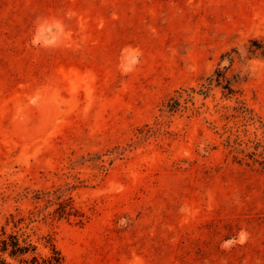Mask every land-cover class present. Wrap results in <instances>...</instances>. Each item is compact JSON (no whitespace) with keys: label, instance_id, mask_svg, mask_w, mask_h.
<instances>
[{"label":"rangeland","instance_id":"rangeland-1","mask_svg":"<svg viewBox=\"0 0 264 264\" xmlns=\"http://www.w3.org/2000/svg\"><path fill=\"white\" fill-rule=\"evenodd\" d=\"M255 41L264 0H0V256L17 235L64 264H264Z\"/></svg>","mask_w":264,"mask_h":264},{"label":"trees","instance_id":"trees-1","mask_svg":"<svg viewBox=\"0 0 264 264\" xmlns=\"http://www.w3.org/2000/svg\"><path fill=\"white\" fill-rule=\"evenodd\" d=\"M255 50H261L263 46H261L257 41L252 44ZM264 54V47L262 50ZM216 77H209L210 81L209 85H212L214 81L220 83L223 79V72L221 69L216 70ZM209 86H206V89L201 90L202 94H207L209 92ZM231 91V88H228ZM195 88L190 89H181L176 92V95L171 97L169 102L165 105L166 110H163L167 113H173L178 110V107L181 105L182 99L186 96L191 98L192 93H195ZM232 93V92H231ZM248 111V110H247ZM65 191L62 189H57L56 191H48L46 192L47 196V207H51L55 205L53 213L57 217H66L69 218L71 216H75L82 222L85 217V214L77 209L73 204L72 197H67V194H64ZM65 196V198H63ZM6 235V233H4ZM45 247L49 250V254L43 255L38 252V246L28 238L20 239L17 235H9L8 237H4L1 240V253L0 256V264H13L8 261L5 255L9 257L20 260L22 264H64L65 256L61 252V250L56 246L54 242L47 241L45 243Z\"/></svg>","mask_w":264,"mask_h":264},{"label":"bare ground","instance_id":"bare-ground-1","mask_svg":"<svg viewBox=\"0 0 264 264\" xmlns=\"http://www.w3.org/2000/svg\"><path fill=\"white\" fill-rule=\"evenodd\" d=\"M56 28H57V27H56ZM56 33H57V32H56ZM56 33H55V34H56ZM53 34H54V33H53Z\"/></svg>","mask_w":264,"mask_h":264}]
</instances>
